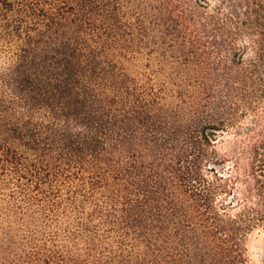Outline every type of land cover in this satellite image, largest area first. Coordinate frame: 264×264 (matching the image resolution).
Segmentation results:
<instances>
[{"label": "trees", "instance_id": "1", "mask_svg": "<svg viewBox=\"0 0 264 264\" xmlns=\"http://www.w3.org/2000/svg\"><path fill=\"white\" fill-rule=\"evenodd\" d=\"M263 110L264 0H0V264H247Z\"/></svg>", "mask_w": 264, "mask_h": 264}, {"label": "rangeland", "instance_id": "2", "mask_svg": "<svg viewBox=\"0 0 264 264\" xmlns=\"http://www.w3.org/2000/svg\"><path fill=\"white\" fill-rule=\"evenodd\" d=\"M231 2L237 8H244L245 6L248 5L249 0H231ZM210 3L214 5L215 0H210ZM153 56H157V55L154 54ZM155 59H158V58H155ZM150 63L152 64L153 67L157 66L155 65L156 63H154L151 58H150ZM199 67L201 69H205V70L207 69V56H205V62L204 61L200 62ZM260 114H263V113H260ZM244 122L246 123L247 120ZM220 151L223 152L221 148H220ZM9 194H10L9 190L6 189L1 184V180H0V202L3 200L7 201ZM244 248H245V257H246L247 264H264V228L257 227L251 230L244 239Z\"/></svg>", "mask_w": 264, "mask_h": 264}]
</instances>
